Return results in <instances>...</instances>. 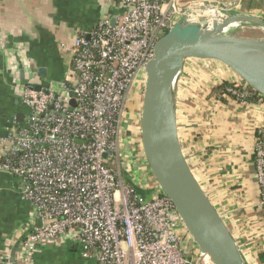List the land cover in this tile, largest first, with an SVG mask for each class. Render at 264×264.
I'll return each instance as SVG.
<instances>
[{"label": "built area", "instance_id": "2783aa9c", "mask_svg": "<svg viewBox=\"0 0 264 264\" xmlns=\"http://www.w3.org/2000/svg\"><path fill=\"white\" fill-rule=\"evenodd\" d=\"M212 1L118 0L112 16L63 46L64 81L44 83L36 76L18 83L27 114L0 137V173L20 181L22 200L34 211L19 263L33 264L47 243L72 240L98 264H213L194 245L148 164L146 172L124 168L129 149L123 137L129 99L143 94L156 43L181 8ZM227 94L250 101L244 82ZM254 156L264 208V128ZM0 264L13 263L3 255Z\"/></svg>", "mask_w": 264, "mask_h": 264}, {"label": "crops", "instance_id": "0c3cea01", "mask_svg": "<svg viewBox=\"0 0 264 264\" xmlns=\"http://www.w3.org/2000/svg\"><path fill=\"white\" fill-rule=\"evenodd\" d=\"M117 2L0 0V137L24 123L27 109L18 83L36 76L44 83L64 81L69 67L63 46L95 28L104 16H112ZM237 10L264 20V0H240ZM245 32V37L264 38L256 27ZM43 68L44 77L39 73ZM240 82L220 63H187L178 91V130L191 170L229 228L245 264H264V208L254 156L257 132L264 128V98L239 103L216 91L223 83ZM134 109L130 108L125 143L132 161L136 160L134 170L139 171L147 161L141 140L142 107ZM33 218V209L22 200L20 181L0 173V259L11 257L17 247L21 264ZM33 264L98 263L84 258L76 242L66 240L40 247Z\"/></svg>", "mask_w": 264, "mask_h": 264}, {"label": "water", "instance_id": "95a60500", "mask_svg": "<svg viewBox=\"0 0 264 264\" xmlns=\"http://www.w3.org/2000/svg\"><path fill=\"white\" fill-rule=\"evenodd\" d=\"M239 3L240 0H213L181 8L179 18L156 43L154 58L145 69L141 114L144 156L194 245L213 264H245V261L185 156L178 130V91L187 63L217 62L264 98V38L243 36L249 27L264 32V20L239 12ZM111 24L115 25V19ZM39 73L44 77L46 69H40ZM72 104L75 105L74 101ZM16 252L17 247L11 254L13 264H18Z\"/></svg>", "mask_w": 264, "mask_h": 264}, {"label": "rangeland", "instance_id": "374dc122", "mask_svg": "<svg viewBox=\"0 0 264 264\" xmlns=\"http://www.w3.org/2000/svg\"><path fill=\"white\" fill-rule=\"evenodd\" d=\"M248 33V32H247ZM243 34H246V32H244ZM144 93V91H143ZM138 105L140 108L143 106V94H139V92H136L135 94H133L130 99H129V109L131 108L132 111L135 110L134 107ZM123 137L126 139L127 138V135H126V132H123ZM124 149V146L121 147V150ZM130 154L126 155V163H127V166L124 167L126 168L129 172L133 171L134 167H135V164H136V160L135 162H132L130 160V157H129ZM138 161V160H137ZM140 162V161H139ZM139 171H142V172H146L147 171V168L148 166L144 163L142 165L139 166ZM152 182H150L151 184ZM183 248L185 250L188 249L187 247V244H184L183 245Z\"/></svg>", "mask_w": 264, "mask_h": 264}, {"label": "trees", "instance_id": "16d2710c", "mask_svg": "<svg viewBox=\"0 0 264 264\" xmlns=\"http://www.w3.org/2000/svg\"><path fill=\"white\" fill-rule=\"evenodd\" d=\"M234 88V84H229V83H223L220 87H218L216 89L217 90H220L222 93H227L228 90ZM237 90V88H236ZM238 90H240L238 88ZM248 90H249V98L250 99H253V98H260L262 97L261 95H259L258 93L254 92L251 88L248 87ZM191 252L189 253V256H190Z\"/></svg>", "mask_w": 264, "mask_h": 264}]
</instances>
